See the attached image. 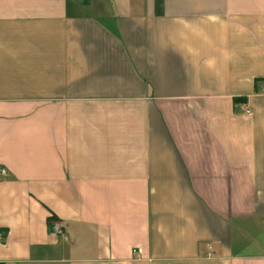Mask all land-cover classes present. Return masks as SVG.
Listing matches in <instances>:
<instances>
[{"label": "crops", "instance_id": "1", "mask_svg": "<svg viewBox=\"0 0 264 264\" xmlns=\"http://www.w3.org/2000/svg\"><path fill=\"white\" fill-rule=\"evenodd\" d=\"M0 168V264H264V0H0Z\"/></svg>", "mask_w": 264, "mask_h": 264}, {"label": "built area", "instance_id": "2", "mask_svg": "<svg viewBox=\"0 0 264 264\" xmlns=\"http://www.w3.org/2000/svg\"><path fill=\"white\" fill-rule=\"evenodd\" d=\"M248 113H251V110L248 108ZM7 174L6 169L5 168H0V176H5ZM52 231L62 235L64 234V228L62 227V225L60 223H54L52 225ZM5 237L3 232H0V240H3Z\"/></svg>", "mask_w": 264, "mask_h": 264}, {"label": "trees", "instance_id": "3", "mask_svg": "<svg viewBox=\"0 0 264 264\" xmlns=\"http://www.w3.org/2000/svg\"><path fill=\"white\" fill-rule=\"evenodd\" d=\"M52 218H53V217H52ZM52 218H51V219H52Z\"/></svg>", "mask_w": 264, "mask_h": 264}]
</instances>
